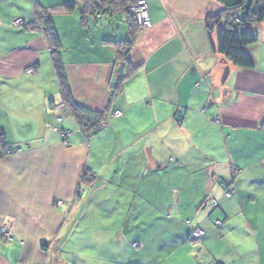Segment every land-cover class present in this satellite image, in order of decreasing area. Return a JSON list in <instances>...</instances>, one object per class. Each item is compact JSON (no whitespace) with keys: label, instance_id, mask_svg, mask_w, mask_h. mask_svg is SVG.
Segmentation results:
<instances>
[{"label":"crops","instance_id":"crops-1","mask_svg":"<svg viewBox=\"0 0 264 264\" xmlns=\"http://www.w3.org/2000/svg\"><path fill=\"white\" fill-rule=\"evenodd\" d=\"M70 1L0 0V130L16 151L0 152V228L7 219L14 230L12 241L0 239V264H60L57 240L70 212L72 228L90 234L72 248L84 264H264V18L250 26L253 67L241 69L217 51L224 20L206 29L223 10L215 0H136L151 26L136 33L135 72L115 94L116 40L100 36L97 20L126 16L83 19L61 11ZM36 9L51 14L61 46L72 24V57L60 59L73 102L109 115L95 134L85 135L62 105L48 43L32 28ZM84 172L95 180L86 200ZM229 187L235 193L226 198ZM121 205L167 212L172 219L161 226L180 251L157 263L148 244L127 242V225L108 231L103 218Z\"/></svg>","mask_w":264,"mask_h":264},{"label":"trees","instance_id":"trees-1","mask_svg":"<svg viewBox=\"0 0 264 264\" xmlns=\"http://www.w3.org/2000/svg\"><path fill=\"white\" fill-rule=\"evenodd\" d=\"M223 10L210 17L206 24L208 32H212L221 20H224V26L220 28L217 34V51L224 59L234 66L241 69H251L253 63L246 48L256 43L257 34L251 31L250 26L259 24L264 18V0H215ZM136 0H71L61 7V11L72 13L79 10L83 19L87 15H113L124 14L130 6L134 5ZM35 22L33 29L40 30L49 46L50 59L56 80L60 89L61 101L67 112L75 119L81 131L85 135L95 134L99 131L100 125L107 120V112L93 113L77 106L70 95L68 83L64 74V66L60 59V41L56 33L51 14L46 11L36 9L34 12ZM126 24L129 28L128 38L123 41L110 43L116 51V59L120 63L119 78L116 81L112 91L115 94L120 93L123 82L131 76L135 70L130 62V53L134 43V37L139 31L133 18L128 17ZM7 154L15 152L6 143L4 133L0 130V152ZM94 177L84 172L81 178L82 184L91 186L94 183ZM79 194V192H78Z\"/></svg>","mask_w":264,"mask_h":264},{"label":"rangeland","instance_id":"rangeland-1","mask_svg":"<svg viewBox=\"0 0 264 264\" xmlns=\"http://www.w3.org/2000/svg\"><path fill=\"white\" fill-rule=\"evenodd\" d=\"M133 6V5H132ZM127 16V15H126ZM130 17V16H129ZM132 18V17H130ZM93 22L95 20H92ZM91 22L92 26L95 25V23ZM221 25H223V20L220 21ZM97 29L100 31V36H108L113 37V40L116 41H123L126 40L129 34V28L125 22V20L120 15H114L111 18L105 17L101 20H97ZM96 26V25H95ZM139 28V27H138ZM69 31L61 30V36L62 41L65 42L64 45L60 47V52L63 53L64 56H71L72 57V24L69 26ZM64 31V32H63ZM62 44V43H61ZM71 53V54H70ZM67 54V55H66ZM118 77L116 78V81L118 80ZM115 81V83H116ZM30 113V112H28ZM19 153V152H17ZM90 188L89 186L83 184L80 189V195L81 199H85L86 190ZM62 204V205H61ZM78 205H81V201L78 203ZM54 207H64L63 202H55ZM124 205H121L119 207L115 208V213H112L114 215H107L103 219L106 222V225H108L106 228L107 230L113 231L115 227L118 225H127L129 232V239H127V242L130 244H138L140 247L146 243L148 244V247L151 248V251H153L156 255V262L161 263L163 261H166L165 259L168 258L173 251L177 249L179 252L182 248V244H178V246H174V240L171 239L170 235L167 233L169 228L161 226L163 221H169L172 219V217H167L168 213L165 214H155L149 210H147L145 207H143L140 210V213L132 210H128L123 212L122 208ZM142 207V206H141ZM117 210V212H116ZM120 210V211H118ZM72 212L68 214H64L65 220H66V229L63 230L60 234L59 240H57V254H58V262L60 264H84V260L78 256L75 257L72 254V248L74 245L76 246L77 243L85 242L87 239V236H90V234L87 232V230H84L80 225H77L72 228ZM77 220H81V216L77 215ZM102 219V220H103ZM173 220H177V222H180L179 218H175ZM74 221V220H73ZM8 222V223H7ZM11 230L12 236L14 238V230H13V222L10 220L5 219L4 222L1 225L0 233L2 229L6 228ZM108 235H111V238L115 239L116 235L114 233H108ZM0 239L1 234H0ZM55 239H52L51 241H48V250L50 251L51 248L53 252H55V245H53V241ZM139 247V248H140ZM134 249V248H133ZM134 251H138V249H134ZM195 252L194 254L199 258V250L193 249ZM167 264V263H162Z\"/></svg>","mask_w":264,"mask_h":264},{"label":"built area","instance_id":"built-area-1","mask_svg":"<svg viewBox=\"0 0 264 264\" xmlns=\"http://www.w3.org/2000/svg\"><path fill=\"white\" fill-rule=\"evenodd\" d=\"M132 17L134 20H135V23L136 25L139 27V29H148L150 28L151 26V23H150V20H149V16H148V11H147V6L145 3L143 2H136L133 6H130L128 11H127V16H126V20L128 17ZM14 26L15 27H21L22 26V22L20 20H16L14 22ZM28 73H31L32 71L31 70H28L27 71ZM115 116H119L120 115V112H115L114 113ZM61 122L60 119H57V123ZM104 126V123H102L100 125V128H102ZM63 136L64 138H67L69 136V133H63ZM16 152V151H15ZM15 152H8V154H13ZM235 193V190L233 187H229L225 193H224V196L226 198H231ZM62 205V204H61ZM212 205L214 207L217 206V202L216 201H213L212 202ZM214 225L217 229H221V223L220 222H214ZM1 238H2V241H5V242H9V241H12L13 240V236H12V233H11V230L4 228L2 229L1 231ZM205 235V232L203 230H200L198 228H194L192 230V237L194 239H197V240H200L204 237ZM138 245H134V247H137Z\"/></svg>","mask_w":264,"mask_h":264}]
</instances>
